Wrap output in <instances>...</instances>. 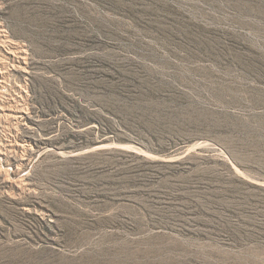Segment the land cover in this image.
Listing matches in <instances>:
<instances>
[{"label":"rangeland","instance_id":"1","mask_svg":"<svg viewBox=\"0 0 264 264\" xmlns=\"http://www.w3.org/2000/svg\"><path fill=\"white\" fill-rule=\"evenodd\" d=\"M0 264H264V0H0Z\"/></svg>","mask_w":264,"mask_h":264},{"label":"trees","instance_id":"2","mask_svg":"<svg viewBox=\"0 0 264 264\" xmlns=\"http://www.w3.org/2000/svg\"><path fill=\"white\" fill-rule=\"evenodd\" d=\"M142 102L139 99L130 100L128 103L129 105H133L136 107V105H139V103ZM103 105V104H102ZM107 109V108H106ZM108 111L111 112V110L108 109ZM113 115H116L118 118H120L119 114H116L115 112H111ZM121 119V118H120ZM97 125L92 128L93 131L98 132L99 134L104 133H113L116 132V128L112 125L110 121L108 123L101 122L100 120H93ZM92 120L86 119V123H91ZM124 126V130L126 131H135L134 128L129 126L128 124H121ZM120 131V130H119ZM54 132V131H53ZM122 132V131H121ZM58 135V134H57ZM69 139V137L67 138ZM74 139L75 141H79V139ZM81 141L79 142V146H73V150H78L82 147H86L89 144V140H85L84 137L80 138ZM57 145V144H56ZM90 145V144H89ZM172 143L169 142L168 144L160 146V148H157L156 151L159 153H167L168 148L171 147ZM66 147V146H64ZM111 152H115L113 150H94L85 152L82 154L69 156L63 158L60 162L61 166H59L58 170H55L53 175H50L48 178L50 181H54L60 184V190L63 191V193L67 194V188H73L78 192V194H81L80 197H82V203H85L89 197H93V201H95L99 196V191L101 190H111L114 189V187H126L130 185L131 181V175L127 176V179L130 180L128 183L119 182L118 184L115 183L116 177H117V170L114 169L115 167L112 166L110 163L112 162L113 158L110 156ZM131 156V155H130ZM134 159H137L139 161V167L137 170H134L135 175L145 178L148 181H158L159 184H163L167 180V176L165 173L162 172H151L152 170L143 168L142 165L146 163H154L150 162L147 159L140 158L137 156H132ZM234 158V156H231ZM87 158H92L91 160H87L86 166H80L78 163L82 160H85ZM139 158V159H138ZM235 159V158H234ZM181 162V161H180ZM180 170L176 168V170L173 172L172 175H176ZM130 177V178H128ZM83 178V180H82ZM133 179V178H132ZM135 179V178H134ZM63 194H60V197H57V200L66 203L67 201L62 198ZM79 212H83L82 208ZM236 233V232H231ZM238 233V232H237ZM236 233V234H237Z\"/></svg>","mask_w":264,"mask_h":264}]
</instances>
